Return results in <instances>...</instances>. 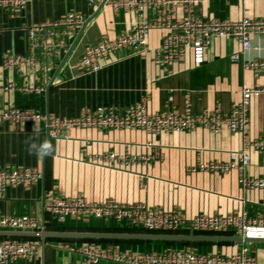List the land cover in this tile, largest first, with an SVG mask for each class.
<instances>
[{
  "label": "crops",
  "instance_id": "1",
  "mask_svg": "<svg viewBox=\"0 0 264 264\" xmlns=\"http://www.w3.org/2000/svg\"><path fill=\"white\" fill-rule=\"evenodd\" d=\"M70 11L83 14V26L70 32L63 25L46 26L29 38V24L61 20ZM181 14L183 11L179 10L177 15ZM197 14L230 20L258 19L264 15V0H206L197 7ZM158 15L154 7L146 8L139 15L133 11L114 10L108 5L100 8L96 0H28L13 14L0 9V86L28 83L42 88L40 92L0 89V111L34 109L50 117L71 118L83 109L99 105L112 106L120 113L125 106L143 99L147 100L150 111H160L167 107L169 97L179 108L188 99L194 111L216 106L228 110L232 103L240 100L243 86L263 84V79L254 77L250 70L242 67L241 61L230 59V54L240 51V45L228 37L212 38L207 44L204 61L198 65L191 61L189 54L169 65L157 63V49L163 37L161 29L150 31L145 52L119 48L101 62L102 68L96 72L85 73L77 66L86 44L103 37L113 38L142 18L151 22L158 19ZM32 42L35 43L33 55L37 61L33 70L28 65L11 70L2 68L5 54L27 55ZM44 44L52 45V48L47 51ZM251 44V48L243 53L244 58H264V35H252ZM248 115L249 134L264 136V92L251 96ZM147 142L151 143L148 147ZM240 146L241 134L226 128L219 133L197 128L157 134L140 128H73L66 138L55 139L49 136L45 119L17 124L1 122L0 168L36 167L42 177L27 187H7L0 198V214L34 215L48 231L173 233L150 232L133 227L127 221H106L96 217L69 216L59 220L43 206L44 193L52 191L92 201L111 198L119 202H142L188 217L244 210L248 216L259 218L264 216V189H243L236 170L201 171L198 168L199 164L228 162L231 151ZM110 150L127 158L149 156V159L110 166L91 160L94 154ZM248 156L246 175L264 177V153L250 149ZM11 238L39 243L37 258L13 264H41L38 238ZM84 242L138 251L189 247L218 254H231L241 247L238 242L191 241L170 245L164 240L50 237L46 239L44 264H85L79 254L69 250V247ZM246 246L256 257L257 264H264V242ZM97 264L119 263L101 260Z\"/></svg>",
  "mask_w": 264,
  "mask_h": 264
},
{
  "label": "built area",
  "instance_id": "2",
  "mask_svg": "<svg viewBox=\"0 0 264 264\" xmlns=\"http://www.w3.org/2000/svg\"><path fill=\"white\" fill-rule=\"evenodd\" d=\"M28 0H0V9L16 13L27 4ZM108 5L114 10L133 11L141 15L146 8L158 10V19L146 21L141 19L133 27L113 38L103 37L95 43L86 44L77 66L85 73L96 72L102 68V61L119 48H130L134 52H145L148 49L149 33L153 29L163 31L162 42L157 49L156 62L169 65L174 61L184 59L188 54L194 64H200L205 59L208 42L214 37H228L237 41L240 51L230 54L232 61H241L242 67L252 72L254 77H261L263 84L241 88V98L230 105L228 110L219 106L203 108L194 111L188 99L181 108L173 105L172 97L168 98L167 107L160 111H150L147 100L143 99L129 104L120 113L112 106L99 105L93 109H83L78 116L56 118L34 109L6 108L0 111V123L17 124L25 121L45 119L51 138L67 137L73 128L101 129H132L140 128L151 134L160 132L193 131L197 128L219 133L223 129L241 134V146L232 150L230 160L226 163L199 164L201 171L236 170L238 182L243 189H264V177H248L246 167L249 164L248 151L254 149L264 153V136L252 137L249 134L248 105L253 94L264 92V58L246 59L243 53L252 46L251 37L255 34L264 35V15L261 18H241L230 20L214 15L201 16L197 7L206 0H96ZM179 10L183 14L177 15ZM83 14L70 11L61 20L31 23L28 26V36L33 38L36 31L46 26L63 25L70 32L83 26ZM35 43L32 42L27 55L7 53L3 56L1 66L11 70L16 66L28 65L33 70L37 61L33 55ZM49 51L52 45L44 44ZM18 88L24 92H40L41 87L28 83L0 86L1 90ZM147 147L150 142L145 144ZM149 156L117 155L113 150L103 154H94L91 160L95 164L110 166L146 162ZM42 177V172L36 167H1L0 168V198L9 186H30ZM43 206L46 212L54 214L59 220L67 217H96L114 222L127 221L136 228L150 232H213L237 236L264 237V216L253 218L246 211L240 210L229 214L196 215L188 217L176 211H168L150 207L142 202H119L111 198L102 201H92L81 196H62L52 191L45 192ZM41 224L34 215L0 214V230L37 231ZM241 243L239 251L231 254L200 252L189 247L168 246L159 250L138 251L122 249L116 245L100 246L93 242H84L69 247V250L79 254L85 264H97L101 260L119 264H257L256 257ZM39 243L35 240H18L0 236V264H13L23 260L31 261L37 258Z\"/></svg>",
  "mask_w": 264,
  "mask_h": 264
},
{
  "label": "water",
  "instance_id": "3",
  "mask_svg": "<svg viewBox=\"0 0 264 264\" xmlns=\"http://www.w3.org/2000/svg\"><path fill=\"white\" fill-rule=\"evenodd\" d=\"M103 3L100 4V8ZM0 236L34 237L40 240L41 264H44L46 239L53 238H82V239H134V240H164V241H213V242H238L259 243L264 242V237L237 236L226 234H194V233H122V232H91V231H48L44 227L37 231L0 230Z\"/></svg>",
  "mask_w": 264,
  "mask_h": 264
},
{
  "label": "trees",
  "instance_id": "4",
  "mask_svg": "<svg viewBox=\"0 0 264 264\" xmlns=\"http://www.w3.org/2000/svg\"><path fill=\"white\" fill-rule=\"evenodd\" d=\"M167 244H170V245H173V244H176V245H182V244H185L187 242H173V241H166Z\"/></svg>",
  "mask_w": 264,
  "mask_h": 264
}]
</instances>
